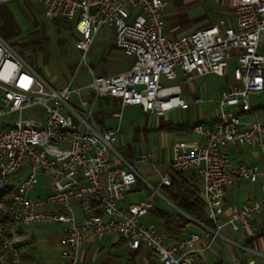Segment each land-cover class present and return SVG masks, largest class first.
<instances>
[{"label":"built area","instance_id":"1","mask_svg":"<svg viewBox=\"0 0 264 264\" xmlns=\"http://www.w3.org/2000/svg\"><path fill=\"white\" fill-rule=\"evenodd\" d=\"M10 0H0V5ZM43 5L48 19L74 18L80 38L75 47L86 57L100 29L113 32L114 45L133 61L126 72L93 74L76 85L50 86L0 37V118L10 112L40 105L45 119L41 126H24L20 120L0 121V264H25L18 244L21 230L31 224H65L62 264H78L86 231L97 239L114 235L129 248L145 247L159 264H195L198 243L211 242L225 227L253 237L252 223L264 211V118L242 123L235 106L248 110V96L264 92V0H232L234 24L223 22L168 37L164 33L167 0H32ZM89 6H97L90 14ZM235 53L231 74L237 82L223 88L213 101V123H194L191 131L202 143L179 141L171 148L166 173L159 186H169L171 174L191 171L200 184L206 224L194 223L202 233L191 232L170 239L143 221L152 209L150 199L122 204L140 178L133 164L159 165L154 151L137 153L133 164L115 149L118 129L100 126L93 114L99 98L119 99L120 107L136 105L144 113L163 116L173 108L185 109L178 86L163 87L161 77L186 79L207 74L223 76ZM88 93L93 97L87 98ZM75 97L77 104L69 103ZM204 99L197 97L194 103ZM120 118L121 113L114 114ZM228 145H256L259 167L234 163ZM40 174L45 193L32 199ZM238 181H260L259 198L250 203L222 202L227 189ZM156 191V190H155ZM81 213L77 221L73 203ZM225 217L222 218V215ZM223 264H264L253 258Z\"/></svg>","mask_w":264,"mask_h":264},{"label":"rangeland","instance_id":"2","mask_svg":"<svg viewBox=\"0 0 264 264\" xmlns=\"http://www.w3.org/2000/svg\"><path fill=\"white\" fill-rule=\"evenodd\" d=\"M3 10L11 17L15 33L13 36L4 39L11 47L24 59V61L35 70L50 86L60 88L71 78L76 85L84 84L89 80L88 68L99 74L116 73L128 69L133 61L132 55H127L119 48H115L113 42V32L109 29H100L93 37L86 57L82 61L81 51L75 47V41L80 35L74 28L78 15L74 18H54L48 19L44 16L42 4L32 0H14L6 2ZM4 11V12H5ZM235 12L232 0H167L164 7V23L168 37L176 36L179 27H187L186 30L199 29L204 24H218L223 22L226 26L234 24ZM1 27V26H0ZM5 37L0 28V37ZM235 53L228 60V73L226 77L209 74L203 77L191 79L189 85L195 88H205L201 104H191L187 112L173 109L161 118L162 124L187 121L191 124L196 118L197 110H205L208 116H213L215 107L212 104L219 88L226 86V82L234 85L231 69L235 65ZM182 74L178 72L176 79H166L161 77L160 83L163 87L180 85ZM198 91V90H197ZM191 92L194 96L198 92ZM202 93V92H201ZM2 92L0 90V107ZM93 97L88 93L87 98ZM69 103L77 104L75 97H70ZM121 113L117 118L114 114ZM93 114L96 122L102 127H113L118 129L116 151L127 161L133 164V153L139 150L158 148L161 144L167 150L173 142L169 132L156 129L159 119H154L150 113H143L137 106L127 105L120 107L119 99L99 98L94 105ZM45 119L44 108L34 105L23 108L20 111L4 114L0 121L3 124L20 120L24 126L39 127ZM154 126V127H153ZM181 132H178L180 134ZM170 149V148H169ZM131 154V155H130ZM137 154V153H136ZM135 154V155H136ZM140 178L132 185V191L126 194L124 202H138V200L150 199L152 204L168 211L173 216L177 214V209L171 204L162 188L158 186L161 175L165 173V165L159 164L156 169L150 165L133 164ZM38 183L35 189L29 192V196L34 199L40 193V186L45 181L38 174ZM156 190V191H155ZM163 196L166 200H163ZM77 221L80 219V212L76 202L73 203ZM151 223L156 230H163V223L158 220L153 213L143 219ZM66 225L61 223H38L31 224L22 230L21 237H26L25 246L35 258L34 264H57L61 259V250L64 248V229ZM197 228V227H196ZM189 225L188 229L199 231V228ZM227 236L232 241L241 243L240 233L243 231H232L225 227ZM20 237V238H21ZM104 239H94L93 245L100 250L108 244ZM242 244V243H241ZM252 248L264 253V238L254 239ZM109 247V246H108ZM223 250L231 249L236 258L248 259L246 251H238L232 243H222ZM114 251V250H113ZM106 254L107 257L120 261H126L131 256L127 248L115 250Z\"/></svg>","mask_w":264,"mask_h":264},{"label":"crops","instance_id":"3","mask_svg":"<svg viewBox=\"0 0 264 264\" xmlns=\"http://www.w3.org/2000/svg\"><path fill=\"white\" fill-rule=\"evenodd\" d=\"M19 1L20 0H18V2ZM9 2H14V0H10ZM166 32H168V31L166 29H164L165 34H166ZM112 45H114V44H112ZM128 69H125L123 71L116 72V73L126 72ZM91 71L93 74H99V72L98 73L93 72L92 69H91ZM228 72L229 71H228V66H227L224 75L221 77H226ZM106 74H114V73H106ZM88 75L90 78L89 72H88ZM207 75H209V74H207ZM213 75H215V74H213ZM204 76H206V75H204ZM217 76H219V75H217ZM179 77H180V81L185 84L183 88L180 85L176 84V86H178L177 89L180 90L179 96L188 102V106L185 109H181V108H173V109H178L180 111L187 112L189 110L191 104L198 105V104H201L204 102V100H203L201 103H194L193 99L197 98V97L202 98V95H203V92L205 91V88L204 87L203 88H199V87L195 88L192 85L187 86L186 84L189 85L191 80L186 79L183 75L182 76L180 75ZM201 77H203V76H201ZM229 86H233V85H231L229 82H226V86L219 88V91L217 92V95L215 96L214 100L218 98L219 93L223 88H227ZM194 91L195 92L197 91L198 93H196L194 96H192L191 92H194ZM213 101H212V104L214 106ZM248 105H249L248 110H242L240 106H235L233 108V113H235V115L238 117V119L242 123H246L249 121H255V120H259L261 118H264V92H261L259 94H250L248 96ZM131 106H136V105H131ZM137 107L140 109L139 106H137ZM173 109H171V110H173ZM171 110H169V111H171ZM140 111L143 112L141 109H140ZM168 112H166L163 116H160V117L155 116L152 113H150V114L152 115V117L154 119H156V118L159 119V122L156 125V127L153 126L154 128L159 129V130L164 129L163 130L164 132H169L170 134H173V132H174L175 135L172 136L173 142L169 147L170 149L168 148L167 150H165V147H163L162 144L160 146H158V148L156 147L153 149H147V150H151V151L155 152L159 164L165 165V173H166L167 162H168L170 155H171L172 146L174 144L178 143L179 141H184L186 143H202L203 141L200 138H198L196 135L193 134V132L191 131V127L194 123H201L205 126H210L213 123V119H214V115H215V113H214L212 117L208 116V113H206L205 110L201 109V110H197V112L195 114L196 118L191 124H189L188 120L187 121H181L178 124H174V123L162 124L160 122V120H161V118L165 117ZM178 132H181V133L178 134ZM140 151L141 150L133 153V157H135V154L139 153ZM225 151L229 154L231 160L234 163L244 162L247 164L255 165L257 167H259V165H260V150L256 145H250V146L249 145H228V146H226ZM183 175L186 178H190L193 175V173L191 171H185V172H183ZM197 185L200 188V184L198 181H197ZM158 186H159V182H158ZM159 187L163 189V186H159ZM40 190L41 191H40V193H38V195L45 193V190L43 188H41V186H40ZM132 190L133 189L131 188L130 191H132ZM259 191H260V181H257L255 183H248L246 181H238V182L234 183L233 185H231L227 189L226 195H225L224 200L222 202V206L224 207V209H226V207L228 205H241L243 203H250L253 200L259 198V194H260ZM160 197L163 200H166L163 196L160 195ZM125 199H126V195L121 202L122 204L127 205V204H131V203H136V202H124ZM140 200H138V201H140ZM171 204H173V203L171 202ZM76 205H77V203H76ZM77 208H78V206H77ZM175 208L178 211L177 213L184 215L185 217H187L191 221L190 224L193 225L194 228H196V227L199 228V231H195V232L202 233V231H203L202 228L199 225L195 224L193 219H191L186 214H184L182 211H180L176 206H175ZM155 209H159V210H162V211L169 213L165 209L160 208V207H156V205L153 204L152 209L148 212V214L144 217V219H146L147 216H149L151 213H153V211ZM78 210H79V208H78ZM79 212H80V210H79ZM155 217L158 220H161L156 215H155ZM224 217H225V214L222 215V218H224ZM80 218H81V216H80ZM162 223H163V221H162ZM188 226H186V228L184 230H182L181 232H173L170 230L169 231L165 230L164 224H163V230H158V231L166 233L170 239H175V238L184 237V236L188 235L189 233L194 232L193 230H189ZM252 229H253V233H254L253 237L248 236L247 233H245L244 231L242 233H240L242 244L237 243L235 240L232 241L227 236L228 232L223 231V230L220 231L218 236L214 238V240L211 242L208 249H203V247L205 246V244L208 241L206 239H202L201 242L198 243L199 251L197 252V259H196L195 264H223L225 262H232L234 260L243 259V258H236V256L234 255V251H232L231 249L223 250V248H222L223 242L232 243L236 248H238V251L248 252L247 253L248 258H253L254 260H256L258 262L264 263V253H261L259 251L254 250L251 246L253 244L254 239L256 240V239L264 238V211L260 212L258 215L255 216L253 223H252ZM22 231L23 230H21L19 237H18V244L22 250V259H23L25 264H34L35 258L33 256V254L30 252L28 246H25V239L27 236L26 237L20 236L22 234ZM94 239H96V237L91 233V231H86L84 233V235L82 237L81 246H80V260H79L78 264H159L157 257L155 255H153L148 249H146L145 247H141L138 249H131L117 236L111 235L110 238L108 239V241H106L108 244H110V245H108L109 247L106 245V247L102 248L101 250L97 246L93 245L92 242ZM122 248H127V250L131 254V256L129 258L127 257L126 261H120V260H116L114 258L106 256L107 253L112 252L113 250L115 251V250H119ZM61 252H62V250H61ZM57 264H62V259Z\"/></svg>","mask_w":264,"mask_h":264},{"label":"trees","instance_id":"4","mask_svg":"<svg viewBox=\"0 0 264 264\" xmlns=\"http://www.w3.org/2000/svg\"><path fill=\"white\" fill-rule=\"evenodd\" d=\"M4 4L0 5V28L5 35V37L1 35L2 38L6 39L14 35L15 28L13 27L11 17L5 10H3V6H5ZM210 25V23H206L204 24V27ZM186 29L187 27H179L178 34L195 30ZM170 179V185L163 186V191L168 196L170 202H172L180 211H182L191 219L206 224L207 220L205 217V204L200 196V188L197 185L198 180L196 179L195 175L193 174L190 178H186L183 173L171 174ZM153 214L163 221L164 228L167 231L170 230L173 232H181L191 223L187 217L180 213H177L175 216H173L165 211L155 209Z\"/></svg>","mask_w":264,"mask_h":264},{"label":"water","instance_id":"5","mask_svg":"<svg viewBox=\"0 0 264 264\" xmlns=\"http://www.w3.org/2000/svg\"><path fill=\"white\" fill-rule=\"evenodd\" d=\"M96 10H97V6H89L88 8V12L90 14H93L94 12H96Z\"/></svg>","mask_w":264,"mask_h":264}]
</instances>
